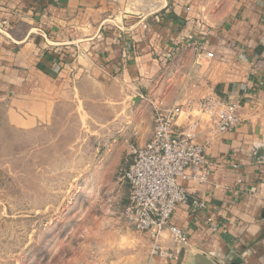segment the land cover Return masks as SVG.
<instances>
[{
  "label": "crops",
  "instance_id": "0c3cea01",
  "mask_svg": "<svg viewBox=\"0 0 264 264\" xmlns=\"http://www.w3.org/2000/svg\"><path fill=\"white\" fill-rule=\"evenodd\" d=\"M129 91L153 115L214 95L242 117L217 134L201 116L211 179L182 184L207 205L177 206L171 222L189 242L159 263L264 264V0H0V105L18 125L43 128Z\"/></svg>",
  "mask_w": 264,
  "mask_h": 264
},
{
  "label": "rangeland",
  "instance_id": "374dc122",
  "mask_svg": "<svg viewBox=\"0 0 264 264\" xmlns=\"http://www.w3.org/2000/svg\"><path fill=\"white\" fill-rule=\"evenodd\" d=\"M128 94L38 129L0 105V264H160L124 215L122 169L153 129Z\"/></svg>",
  "mask_w": 264,
  "mask_h": 264
},
{
  "label": "built area",
  "instance_id": "2783aa9c",
  "mask_svg": "<svg viewBox=\"0 0 264 264\" xmlns=\"http://www.w3.org/2000/svg\"><path fill=\"white\" fill-rule=\"evenodd\" d=\"M203 115L217 134L231 131L242 122L239 104L214 95L187 98L174 105L159 104L154 108L150 138L143 145L131 146L130 159L122 169L128 187L124 215L136 231L150 236L154 257L172 260L189 242V233L171 222L179 204H190L195 211L206 208L205 199L191 195L182 184L211 179L207 145L197 142ZM183 116L187 119L184 123ZM167 233L172 246L166 242Z\"/></svg>",
  "mask_w": 264,
  "mask_h": 264
},
{
  "label": "water",
  "instance_id": "95a60500",
  "mask_svg": "<svg viewBox=\"0 0 264 264\" xmlns=\"http://www.w3.org/2000/svg\"><path fill=\"white\" fill-rule=\"evenodd\" d=\"M204 264H211L209 261H205Z\"/></svg>",
  "mask_w": 264,
  "mask_h": 264
}]
</instances>
